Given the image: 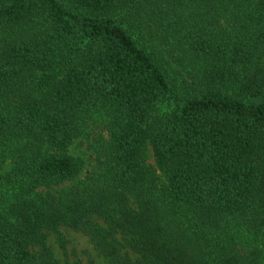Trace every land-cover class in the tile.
I'll use <instances>...</instances> for the list:
<instances>
[{"label": "trees", "instance_id": "trees-1", "mask_svg": "<svg viewBox=\"0 0 264 264\" xmlns=\"http://www.w3.org/2000/svg\"><path fill=\"white\" fill-rule=\"evenodd\" d=\"M63 228L264 264V0H0V264H62Z\"/></svg>", "mask_w": 264, "mask_h": 264}, {"label": "rangeland", "instance_id": "rangeland-1", "mask_svg": "<svg viewBox=\"0 0 264 264\" xmlns=\"http://www.w3.org/2000/svg\"><path fill=\"white\" fill-rule=\"evenodd\" d=\"M90 145L80 144L79 142L72 149V153L86 160V169L95 166V156ZM149 164L155 165L152 150L149 151ZM61 234L65 237L67 244L62 248L57 235L51 234L50 246L53 249L56 258L62 264L79 262L80 264H110L103 256H100L91 244L90 240L82 233H77L71 229L63 228Z\"/></svg>", "mask_w": 264, "mask_h": 264}]
</instances>
